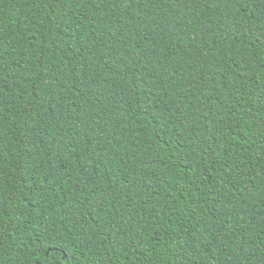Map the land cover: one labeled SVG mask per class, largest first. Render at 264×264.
Wrapping results in <instances>:
<instances>
[{
	"label": "trees",
	"instance_id": "obj_1",
	"mask_svg": "<svg viewBox=\"0 0 264 264\" xmlns=\"http://www.w3.org/2000/svg\"><path fill=\"white\" fill-rule=\"evenodd\" d=\"M0 264H264V0H0Z\"/></svg>",
	"mask_w": 264,
	"mask_h": 264
}]
</instances>
